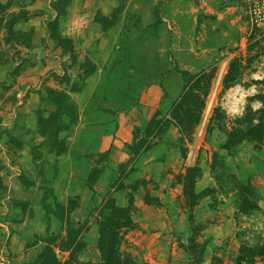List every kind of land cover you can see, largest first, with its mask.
Here are the masks:
<instances>
[{"label": "rangeland", "instance_id": "374dc122", "mask_svg": "<svg viewBox=\"0 0 264 264\" xmlns=\"http://www.w3.org/2000/svg\"><path fill=\"white\" fill-rule=\"evenodd\" d=\"M51 1L0 0L2 7L9 3L8 9L0 8V264L17 258L21 264H32L50 236L56 238L59 261L66 262L69 253L60 251L58 244L68 227L77 230L83 246L77 259L98 262L96 224L107 214L101 207L114 191L119 194L114 200L118 207L132 204L136 227L124 233L121 251L135 264H191L192 257L180 245H190L192 226L200 228L194 238L197 264H237L242 246L264 245V147L242 143L227 152L221 148L223 134L215 126L207 131L214 107L220 105L232 119L256 93L252 86H234L220 96L230 60L243 55L252 25L264 24V0H72L57 34L71 39L73 56L63 54V47L50 39L47 23L56 18ZM19 11L27 13L24 20L11 16ZM123 64L129 65L130 80L140 78L142 83L162 81L161 73L172 66L191 74L215 70L194 142L182 154L179 133L171 128L155 162L143 169L138 164L134 173L128 172L129 166L117 172L109 186L105 181L97 186V197L88 186L70 191L60 182L58 156L38 133L35 112L52 109L41 100L47 89L83 86L73 100L77 106L89 98L93 102L99 79L107 77L105 70L110 65L121 69ZM101 66L103 73L87 83L80 81L85 71ZM64 73L68 85L63 83ZM263 76L259 70L252 78ZM248 81L245 77L243 82ZM97 102L101 108L106 105L96 97ZM25 104L34 108L32 115L20 111ZM252 106L257 109L259 104ZM69 136L70 132L59 135L64 141ZM214 154L240 182L254 188L259 210L238 211L237 195L224 191L234 186L226 182L222 188L210 169ZM194 166L201 170L195 184L200 199L189 211L182 205L176 177ZM147 195L159 206L146 205ZM12 243L19 247L17 253ZM255 264H264V256L256 257Z\"/></svg>", "mask_w": 264, "mask_h": 264}, {"label": "trees", "instance_id": "16d2710c", "mask_svg": "<svg viewBox=\"0 0 264 264\" xmlns=\"http://www.w3.org/2000/svg\"><path fill=\"white\" fill-rule=\"evenodd\" d=\"M72 0H52L50 7L55 12L56 18L47 23V29L50 39L56 41L58 45L63 47V54L74 55L75 51L72 41L69 38L58 36L59 23L63 18ZM5 10L9 8V3L5 6H0ZM26 12L19 11L17 16L21 20L25 19ZM264 19V13L260 16ZM19 19V21H20ZM9 23V22H8ZM123 68H115L110 65L106 70V78L101 77L94 91L93 102L96 104V97L101 99L104 104L111 101L110 96L115 94L119 97L128 95V100L121 102L119 109L125 111L131 106L137 104V97H130L129 93L137 92L145 84L140 78L130 80L129 65L123 64ZM123 69V70H122ZM171 70L173 73H171ZM259 70L264 72V24L258 26L254 23L247 34V40L243 55L233 57L227 67V70L222 78V90L220 96L234 86H242L244 88L254 87L256 93L246 98V104L240 116L229 119L226 112L220 105L212 109V115L209 119L207 131L210 132L212 127L223 134L224 143L221 148L227 152L234 150L242 143L253 145L254 149L264 147V76L261 79H253L252 75ZM177 71V72H176ZM103 73V72H102ZM134 74V73H133ZM133 74H131L133 76ZM175 74L177 82L180 81V88L177 89L175 96L170 95V85L174 84L172 81L169 84L170 78ZM178 74L182 78L178 77ZM97 76L96 70L85 71V74L80 78L83 84ZM162 81H155L162 85L163 98L168 102L169 107L165 108V104L159 107L152 114L151 118L142 121L141 124L134 127L132 131V140L130 143L124 145L125 152L129 155V160L126 164L119 166L118 171L123 170L129 166V173L136 171V163L146 153L151 151L154 147L159 145L165 134L171 129H177L179 133L180 151L185 154L188 147L194 142V132L201 121L202 112L205 108V100L208 96L212 80L215 77V70L212 72H196L191 74L186 70L177 69L176 67H168L161 73ZM141 77V76H140ZM248 77L247 83L243 82L244 78ZM142 79V78H141ZM63 83L69 84L68 78L63 76ZM167 81V85H166ZM124 82L125 87H124ZM176 82V84H177ZM71 83V82H70ZM130 83V84H129ZM154 83V82H153ZM244 83V84H243ZM178 86V84H177ZM83 86H74L70 90H46V99H41L52 106L48 112L36 110L37 116L36 126L38 133L43 136L50 144V149L57 155H61L66 151L65 141L59 137L61 133L70 132L78 121V106L73 100V94H80L83 92ZM258 103L259 107L254 109L252 104ZM167 104V103H166ZM103 107V106H102ZM101 108V106H100ZM99 108V109H100ZM102 109V108H101ZM105 113L110 110L103 109ZM104 160V156L98 162ZM212 173L216 176L218 184L222 188L226 182L234 186V188L226 186L224 191L227 193H234L236 207L242 214H250L253 211L259 210L258 199L254 188L249 184L240 182L234 174H232L225 162L219 158L217 154L212 157L210 165ZM102 168H94L85 178V185L92 187L98 180ZM201 177V170L199 167H187L183 173L176 177V181L182 187V205L189 208V211L195 206L200 199L199 195L195 193V184ZM3 189L0 178V190ZM136 189H133L135 191ZM111 196L104 202L101 207L102 211L107 214L97 222V250L99 252L100 260L98 262H84L79 261L76 252L83 248L80 244V239L77 238V230L68 227L65 232L64 239L58 244V249L62 252H68V259L66 262H60L55 252V237L47 238L44 248L36 255L32 264H135L131 256L121 251L123 235L126 231L133 230L136 224L131 216V203L126 207H118L114 203ZM144 203L149 206L158 207L159 203L152 196H145ZM59 218V217H58ZM190 221L191 216L189 215ZM59 221V220H58ZM71 228V229H70ZM200 230L199 226H192V238L190 245L181 244L180 247L192 257L191 264L199 263L196 254L198 246L195 244L194 238ZM57 246V245H56ZM264 256V245H256L249 247L242 246L239 250V256L236 260L237 264H255L256 257Z\"/></svg>", "mask_w": 264, "mask_h": 264}, {"label": "crops", "instance_id": "0c3cea01", "mask_svg": "<svg viewBox=\"0 0 264 264\" xmlns=\"http://www.w3.org/2000/svg\"><path fill=\"white\" fill-rule=\"evenodd\" d=\"M96 72L97 75L102 73L103 66L96 67ZM172 81H174V84L170 85V95L174 97L181 85L180 81L177 82L175 74L170 78L169 84ZM129 95L130 97H137V104L125 111H122L119 107L121 102L128 100V95L118 98L117 95L113 94L110 96L111 101L106 103L102 109H99L98 102L93 104L90 98L82 100L78 106V121L71 129L69 138L65 141L66 151L57 157L60 182L62 185H66L70 191L88 190L84 183L85 176L96 167L102 168V172L92 187V193L94 190L97 192V186L101 187L103 181L109 186L115 178V174L119 172V166L126 164L129 160L124 145L131 142L134 127L142 121L149 120L155 110L167 103L163 98L162 85L158 82L145 84L137 92H130ZM107 108L110 110L109 112H115V114L112 115L102 111ZM23 109H26V112L32 115L34 108H28L25 104L20 111ZM90 109L94 112L91 113ZM88 132L89 135H87ZM160 146L157 145L141 157L136 163V167L139 164L140 169H143V165L148 162H155L156 158L161 155L162 147L160 149ZM102 155L104 160L98 162ZM94 194L96 197L98 196L97 193L94 192ZM110 196L115 199L119 194L114 191ZM116 205L118 206L117 203ZM139 205L140 207L143 206V204ZM83 207L87 206L84 204ZM12 250L17 253L19 247L17 249L15 244L12 243ZM20 261L17 258L12 264H21ZM23 264L25 263L23 262ZM26 264H29V262Z\"/></svg>", "mask_w": 264, "mask_h": 264}, {"label": "built area", "instance_id": "2783aa9c", "mask_svg": "<svg viewBox=\"0 0 264 264\" xmlns=\"http://www.w3.org/2000/svg\"><path fill=\"white\" fill-rule=\"evenodd\" d=\"M3 264V263H2Z\"/></svg>", "mask_w": 264, "mask_h": 264}]
</instances>
